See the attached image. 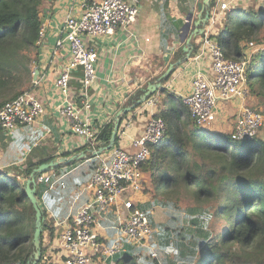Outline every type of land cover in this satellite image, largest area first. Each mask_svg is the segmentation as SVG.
I'll list each match as a JSON object with an SVG mask.
<instances>
[{"label":"trees","instance_id":"obj_1","mask_svg":"<svg viewBox=\"0 0 264 264\" xmlns=\"http://www.w3.org/2000/svg\"><path fill=\"white\" fill-rule=\"evenodd\" d=\"M44 2L0 0V108L32 84L34 66L39 67L40 61L38 41ZM214 5L215 0H212L203 15ZM257 12L242 8L226 12L223 27L213 35L223 46L226 57L244 58V43L259 37L264 29V16L259 17ZM189 36L190 56H194L199 51L198 36L191 32ZM173 59L172 62L182 59L183 63L188 60L183 46L176 50ZM250 64L258 68L248 76L264 113V50H258ZM177 67L167 76H163L165 69L137 87L122 109L129 105L136 104L134 109L140 106L137 103L146 94L148 85L157 82L163 85ZM162 92L165 93L163 107L156 115L164 119L166 134L160 142L151 145L150 159L143 166L151 178L153 199L141 203L140 207L165 236L174 234L195 242L194 251H199V255L189 264H264V124L254 137L234 139L230 133L197 125L180 96L166 87ZM121 116L124 119L126 114ZM114 125L115 119L100 124L95 144L87 142L80 149L67 152L65 156L72 157L69 161L49 169L57 176L64 175L66 181L65 188L48 189L45 194V203L55 214H60L66 199L74 196L73 191L90 181L99 164L93 150L110 142ZM115 145H119L118 134ZM34 154L32 151L23 169L16 174H23L25 178L32 173L40 174L36 169L43 160L36 161ZM51 159H55L54 156ZM3 173L7 180H19L16 174L0 171V264H33L37 250L34 242L36 210L27 196L26 180L11 185L1 178ZM47 188L45 184H36V195L40 196ZM185 196H192L195 202L184 213L180 210ZM209 202H215V206L205 207L204 203ZM40 207L44 231L50 220L46 206L40 203ZM156 207L168 209L165 222L156 223L151 212ZM214 218L223 220L222 230L217 231ZM42 238V255L37 264H41L45 253ZM145 253L130 248L118 255L117 260L123 264H158L157 259Z\"/></svg>","mask_w":264,"mask_h":264},{"label":"built area","instance_id":"obj_2","mask_svg":"<svg viewBox=\"0 0 264 264\" xmlns=\"http://www.w3.org/2000/svg\"><path fill=\"white\" fill-rule=\"evenodd\" d=\"M76 1L80 9L76 12L71 10L66 15L57 32L54 50L56 53L68 46L71 52V58L55 81L64 96V102L58 105V112L68 119L75 134L85 137L93 145L98 138L99 126L96 127L90 117L92 103L87 89L96 81L99 52L92 39L112 33L117 28L127 29L136 23L146 0ZM219 4L220 0H215L211 8L212 22L217 20L221 11L229 8L226 2H222L220 8ZM260 14L264 16V0ZM45 35V26L42 25L38 41L40 45ZM260 49H264V45L248 41L244 43V58H228L223 46L208 31H204L200 52L194 58L207 56L210 68H198L191 78L190 92L181 95L182 102L188 106L197 125L212 129L214 123L223 119L220 101L238 100L240 105L231 136L244 140L257 134L264 124V113L258 105L248 102L251 98L248 69L253 55ZM76 71H80L83 89L80 101L69 99L72 76ZM38 83L39 79L33 77L28 89L0 108V131L9 132L18 125L33 124L43 114L45 105L33 91ZM158 92L142 103L154 115L147 121L141 135L132 138L129 147H123L119 141L118 146L114 145L98 155L99 164L90 181L73 193L74 202L82 201L84 194L88 198L79 204L69 219L57 220L55 213L45 203L48 189L66 187L64 175L57 176L48 170L35 177L36 184L48 187L37 196L39 203L48 209L47 219L63 226L60 238L64 248V264H123L115 258L124 253L128 245L144 253L148 251L152 258H158L155 227L147 211L133 199L135 194L143 193L146 189L147 175L143 166L150 159L151 145L160 142L166 134L164 119L156 115L160 103ZM129 123L128 120L126 126ZM18 179L25 181L27 178L19 174ZM111 212L115 217L106 228L112 229L114 233L105 238L100 231L105 229L103 222L109 219ZM41 261V264H55L51 254L46 252Z\"/></svg>","mask_w":264,"mask_h":264},{"label":"crops","instance_id":"obj_3","mask_svg":"<svg viewBox=\"0 0 264 264\" xmlns=\"http://www.w3.org/2000/svg\"><path fill=\"white\" fill-rule=\"evenodd\" d=\"M202 0H146L141 7L136 23L127 29L117 28L112 33L92 39L99 52L96 64V81L87 89L88 97L92 103L90 117L93 124L99 126L115 119L122 109L127 97L141 85L150 79L157 77L170 62L174 61L173 49L177 50L184 45L181 37V29L187 15L195 12L198 14V4ZM226 2L229 8L221 11V15L210 21L205 27L211 35H215L223 27L226 20V12L233 8L260 11L262 0H220V4ZM220 4L218 7L220 8ZM80 6L76 0H45L42 11V25L45 26V38L40 45V61L37 78L39 83L33 88L34 93L42 99L45 111L33 124L18 125L13 131H0V171L9 175L20 173L26 159L34 151L35 160L43 162L52 160L51 157H67V152L80 149L87 143L85 137L75 134L68 119L58 112V105L64 102V96L55 85L57 76L65 63L71 58L68 46L60 48L56 53L55 44L57 32L61 28L66 15L71 10L78 11ZM261 15V14H260ZM149 38V40H146ZM203 34L196 37V46H200ZM166 53H170L168 61L164 59ZM197 55V54H196ZM191 56L187 61L179 65L169 80L162 86L180 96L191 90V78L198 68H210L207 56L195 59ZM80 71L72 76V87L69 99H77L83 94ZM159 112L163 107L165 93L159 91ZM249 103L258 105V99L253 96ZM234 107L238 110L240 102L234 100ZM222 107L223 119L213 124L211 131L231 133L234 128L236 113L229 108ZM259 106V105H258ZM156 113V112H155ZM154 113L141 104L132 109L123 119L118 136L123 147L131 145V139L141 135L147 121ZM130 121L126 126V122ZM42 156V157H41ZM42 162V163H43ZM17 169V170H15ZM19 174H16L18 178ZM146 189L143 193L133 196L139 204H144L153 199L151 178L146 172ZM79 187L76 191H78ZM74 191L72 193H75ZM73 195V194H72ZM88 198L84 194L82 201L74 202V196L66 199L60 214H55L59 221H65L71 217L79 204ZM167 208H152V214L156 223L165 222L168 218ZM165 215V219L158 217ZM115 215L109 214V219L103 222L105 229L100 231L103 237H111L112 229L106 226L112 223ZM43 231V246L46 254L50 255L55 264H64V248L60 238L63 226L54 221ZM65 224V223H64ZM155 227V226H154ZM180 236L172 234L165 236L158 226L155 227L154 240L157 244L158 264H189L199 255L195 242L182 240ZM134 248L128 245L127 250ZM136 249V248H134ZM126 250V251H127ZM146 251L145 255L150 256ZM151 257V256H150ZM116 261L117 257L115 258Z\"/></svg>","mask_w":264,"mask_h":264},{"label":"water","instance_id":"obj_4","mask_svg":"<svg viewBox=\"0 0 264 264\" xmlns=\"http://www.w3.org/2000/svg\"><path fill=\"white\" fill-rule=\"evenodd\" d=\"M211 1L212 0H202L199 4H198V14L195 15V12H190L187 15L185 24L183 25L182 29H181V39L184 42L183 48L184 51L187 52V59H189L191 56V52H190V48H189V43L191 41V36H189L190 32L193 35L199 36L202 35L205 31V26L209 23L210 18H211V10H206L205 14L203 15V12L205 11L206 7H210L211 5ZM202 25V26H201ZM170 53H166V55L164 56V59L166 61L169 60L170 58ZM183 63L182 59L177 60L176 62H170L165 73L163 74V76H167L168 74H170L175 67L181 65ZM39 73V70L36 69L34 72L33 77L36 78L37 75ZM163 86L161 82H157V83H150L148 85V90L146 92L145 95H143V97L138 101L137 104H142L143 102L146 101V99L150 96L153 95L154 93L158 92V91H162L163 90ZM135 105H129L127 107H125L124 109H121L118 112L117 117L115 118V125H114V129L112 131V135H111V139L110 142L107 145H103L101 147H99L98 149L93 150V154L94 155H99L101 153H103L106 150L111 149L114 145H115V140H116V136L118 134L121 122L123 121L121 114L123 115H127L132 109H134ZM72 157H60V158H55L46 162H43L39 165V167L36 169L39 173L42 172H46L48 171L50 168H53L57 165H59V163L61 162H67L71 159ZM36 175H34V173H32L31 177L27 178L25 181V190L27 193L28 198L31 200V202L33 203V206L36 210V229H35V233H34V242H35V246L37 248L36 252H35V259L33 261V264H37V262L39 261L41 255H42V251H41V236H42V232H43V228H42V210L40 207V203L38 200V197L36 195V179H35Z\"/></svg>","mask_w":264,"mask_h":264},{"label":"rangeland","instance_id":"obj_5","mask_svg":"<svg viewBox=\"0 0 264 264\" xmlns=\"http://www.w3.org/2000/svg\"><path fill=\"white\" fill-rule=\"evenodd\" d=\"M192 12H194L193 10H192ZM257 14H259V17L261 16L260 15V12L258 11L257 12ZM259 17H257V20H258V18ZM187 18V17H186ZM186 21V20H185ZM185 24V23H184ZM251 41H255V42H259V44H262V45H264V29H263V31H261V33L259 34V37H253L252 39H250ZM262 50H264V49H262ZM258 71V68H257V65L256 64H254L252 67H249V69H248V74L249 75H251V74H253V72L254 71ZM250 84V83H249ZM250 88H251V85H250ZM256 97V99H258L257 98V96L256 95H254V93H253V91H252V88H251V97ZM233 100H222V101H220V104L221 105H223L224 107H226L227 106V108H229V111H231L232 113H234V112H237V110H236V108L234 107V105H233ZM3 180L5 179V180H7V178H6V175H5V173H3L2 174V177H1ZM8 183L9 184H15L16 183V181H17V183L19 182V180H15L14 181V179H9L8 178ZM20 183V182H19ZM21 185V184H20ZM22 186V185H21ZM193 197L192 196H185V197H183V200H182V202H181V205H182V209L180 210V211H182V212H186L187 210V208H189V207H191V206H189V205H191V204H193L195 201L192 199ZM201 203V202H200ZM202 204V203H201ZM204 206L205 207H214L215 206V202H209V203H204ZM54 212V211H53ZM55 213V212H54ZM49 214V213H48ZM158 217H161V218H163V219H165L166 217H165V215H158ZM213 225H215V227H216V229H217V231H219V230H222L223 229V227H224V225H223V220L222 219H220V218H214V220H213ZM155 226V225H154ZM156 227V226H155Z\"/></svg>","mask_w":264,"mask_h":264},{"label":"clouds","instance_id":"obj_6","mask_svg":"<svg viewBox=\"0 0 264 264\" xmlns=\"http://www.w3.org/2000/svg\"><path fill=\"white\" fill-rule=\"evenodd\" d=\"M184 43V42H183ZM177 50V49H176ZM176 50L174 51V53L176 52Z\"/></svg>","mask_w":264,"mask_h":264}]
</instances>
